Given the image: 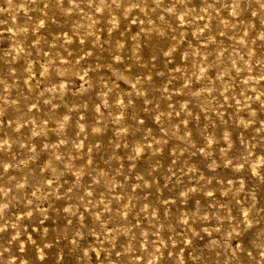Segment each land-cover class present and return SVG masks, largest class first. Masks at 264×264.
Segmentation results:
<instances>
[{"label":"rangeland","instance_id":"obj_1","mask_svg":"<svg viewBox=\"0 0 264 264\" xmlns=\"http://www.w3.org/2000/svg\"><path fill=\"white\" fill-rule=\"evenodd\" d=\"M0 264H264V0H0Z\"/></svg>","mask_w":264,"mask_h":264},{"label":"bare ground","instance_id":"obj_2","mask_svg":"<svg viewBox=\"0 0 264 264\" xmlns=\"http://www.w3.org/2000/svg\"><path fill=\"white\" fill-rule=\"evenodd\" d=\"M70 41V40H69ZM70 44V43H69ZM72 47V46H71Z\"/></svg>","mask_w":264,"mask_h":264}]
</instances>
